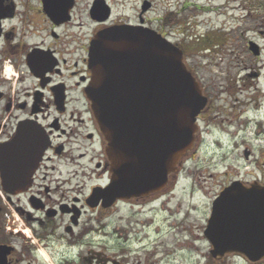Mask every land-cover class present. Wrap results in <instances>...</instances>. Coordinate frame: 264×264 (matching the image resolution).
<instances>
[{
  "label": "flooded vegetation",
  "instance_id": "af4514ba",
  "mask_svg": "<svg viewBox=\"0 0 264 264\" xmlns=\"http://www.w3.org/2000/svg\"><path fill=\"white\" fill-rule=\"evenodd\" d=\"M86 5L80 10V0H0V264H127L112 246L123 231L132 233L129 225L120 223L121 205L137 203L155 210L165 203L171 217L176 214L183 223L190 220L193 206L197 210L192 202L198 193L207 194L197 182V154L212 155L207 141L229 108L228 90L216 89L221 84L200 72L210 51L208 37L194 38L190 28L178 25L176 31L184 37L177 40L156 30L183 51L207 100L195 121L194 148L163 190L105 200L112 173L107 142L87 95L91 44L97 33L110 27H153L142 12L135 22L113 0ZM87 19L93 25L88 37ZM257 24L258 71L253 76L258 105L245 127H260L264 120V26L260 20ZM240 126L228 124L229 131L237 127L232 142ZM253 154L246 150V160ZM235 183L264 191V178L238 172L211 196L206 226L215 201ZM229 256L245 257L232 253L224 258Z\"/></svg>",
  "mask_w": 264,
  "mask_h": 264
},
{
  "label": "water",
  "instance_id": "95a60500",
  "mask_svg": "<svg viewBox=\"0 0 264 264\" xmlns=\"http://www.w3.org/2000/svg\"><path fill=\"white\" fill-rule=\"evenodd\" d=\"M148 7L146 1L143 12ZM250 50L258 54L255 42ZM89 53L87 95L112 173L105 200L162 190L193 149L195 121L207 102L182 50L153 29L125 25L99 32ZM206 227L214 258L237 252L263 260L264 191L235 183L215 201Z\"/></svg>",
  "mask_w": 264,
  "mask_h": 264
},
{
  "label": "rangeland",
  "instance_id": "374dc122",
  "mask_svg": "<svg viewBox=\"0 0 264 264\" xmlns=\"http://www.w3.org/2000/svg\"><path fill=\"white\" fill-rule=\"evenodd\" d=\"M113 1L119 10L128 13L137 22L146 0ZM147 1L151 2V7L143 13L145 21L153 28L165 31L172 40L184 37L176 31V28L184 25L190 28L194 38L196 35L201 38L207 36L208 45H218L205 53L208 58L200 72L213 78L217 85L221 84L222 87L217 86L216 89L228 90L226 99L229 108L224 109V114L216 120L220 129H214L207 141V151H211L212 155L206 152L197 154L199 169L196 171L201 173L197 174L200 176L197 182L199 186H205L207 194L198 193L192 202L198 207L195 211L193 206L190 220L181 223L176 214L171 217L172 212L165 203L155 210L150 206L144 208L137 203H125L118 209L119 218L125 219V222L120 219V223L129 225L132 233L123 231L122 239L116 245L112 243V246L117 248L127 264H260L237 256L215 260L204 230L211 196L222 183L238 172H250L264 178V120H261L260 127L256 123L245 127L247 121L254 119L250 115L254 114L258 105L256 78L253 76L258 71V62L249 49V41H260L256 30L257 20L262 21L264 26V0ZM87 2L90 0H80V10L86 8ZM165 21L169 28L164 29ZM86 22L88 37L93 25L88 19ZM232 121L242 124L239 127L242 130L234 142L237 127L230 131L227 128ZM249 149L254 154L246 160L245 151Z\"/></svg>",
  "mask_w": 264,
  "mask_h": 264
},
{
  "label": "trees",
  "instance_id": "16d2710c",
  "mask_svg": "<svg viewBox=\"0 0 264 264\" xmlns=\"http://www.w3.org/2000/svg\"><path fill=\"white\" fill-rule=\"evenodd\" d=\"M254 11H256V8H255V10ZM209 46V45H208ZM207 47V46H206Z\"/></svg>",
  "mask_w": 264,
  "mask_h": 264
}]
</instances>
